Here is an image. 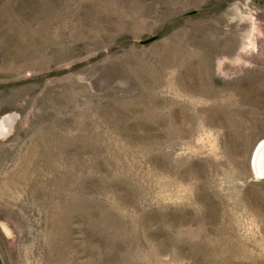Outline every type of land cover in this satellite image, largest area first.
Returning <instances> with one entry per match:
<instances>
[{
  "label": "rangeland",
  "instance_id": "1",
  "mask_svg": "<svg viewBox=\"0 0 264 264\" xmlns=\"http://www.w3.org/2000/svg\"><path fill=\"white\" fill-rule=\"evenodd\" d=\"M8 115L3 264H264V0H0Z\"/></svg>",
  "mask_w": 264,
  "mask_h": 264
},
{
  "label": "bare ground",
  "instance_id": "2",
  "mask_svg": "<svg viewBox=\"0 0 264 264\" xmlns=\"http://www.w3.org/2000/svg\"><path fill=\"white\" fill-rule=\"evenodd\" d=\"M12 117L10 115L3 117L0 120V137L4 138L10 132L11 123H13ZM257 155V157H256ZM253 157V167L256 176H264V151L262 154L256 153Z\"/></svg>",
  "mask_w": 264,
  "mask_h": 264
},
{
  "label": "water",
  "instance_id": "3",
  "mask_svg": "<svg viewBox=\"0 0 264 264\" xmlns=\"http://www.w3.org/2000/svg\"><path fill=\"white\" fill-rule=\"evenodd\" d=\"M190 14H192V13H190ZM155 40H156V37H152V38H149V39H147V40H145V41H139V42H137V43H138L139 45H147V44L152 43V42L155 41ZM263 151H264V141L260 142V143L257 145V147H256V149H255V151H254L253 157H255L256 153H257V154H262ZM253 157H252V160H251V161H252L251 166H252V173H253V176H254L255 179L264 180V176H256V174H255L254 167H253ZM256 157H257V155H256ZM0 264H3V261H2V259H1V257H0Z\"/></svg>",
  "mask_w": 264,
  "mask_h": 264
}]
</instances>
